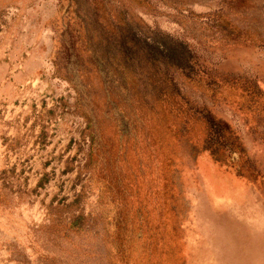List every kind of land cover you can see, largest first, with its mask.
I'll list each match as a JSON object with an SVG mask.
<instances>
[{
  "label": "rangeland",
  "instance_id": "obj_1",
  "mask_svg": "<svg viewBox=\"0 0 264 264\" xmlns=\"http://www.w3.org/2000/svg\"><path fill=\"white\" fill-rule=\"evenodd\" d=\"M0 264H264V0H0Z\"/></svg>",
  "mask_w": 264,
  "mask_h": 264
},
{
  "label": "trees",
  "instance_id": "obj_2",
  "mask_svg": "<svg viewBox=\"0 0 264 264\" xmlns=\"http://www.w3.org/2000/svg\"><path fill=\"white\" fill-rule=\"evenodd\" d=\"M121 37H122V39H123L124 41L127 40L126 36H121ZM124 44H126V43H124ZM162 52H163L166 56H168L169 58L176 57L177 54H179V53L176 54L175 49H174L173 47H171L170 45H168L167 43H166V45H165V47H164V50H163Z\"/></svg>",
  "mask_w": 264,
  "mask_h": 264
}]
</instances>
